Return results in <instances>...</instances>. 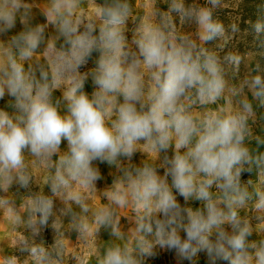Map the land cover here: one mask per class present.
<instances>
[{
    "label": "clouds",
    "instance_id": "obj_1",
    "mask_svg": "<svg viewBox=\"0 0 264 264\" xmlns=\"http://www.w3.org/2000/svg\"><path fill=\"white\" fill-rule=\"evenodd\" d=\"M208 2L211 7L171 0L160 24L141 23L134 40L137 51L130 54L123 31L131 11L127 0H104L96 9L99 25L74 17L79 0H51L46 15L64 44L60 49L48 45L52 71L39 65L37 76V69L25 68L24 62L45 43V26H28L30 10L23 0H0V36L18 20L24 25L9 46L0 49V100L7 95L14 101L13 112L0 109V179L10 183L15 176L27 187L24 153L53 167L52 157L66 141L67 151L50 178L51 191L68 192L86 212L81 197L71 193L73 183L94 188L103 179L97 162L115 166L122 175L105 193L110 203L97 210L96 223L113 226V206L132 204L137 212L136 245H113L102 264H148L158 249L174 253L178 264H194L200 253L208 264H264V240L249 242L252 228L239 215L253 199L241 183L242 174L253 165L264 174V153L254 155L245 143L252 135L248 122L253 106L244 99L234 109L226 99L216 110H192L194 104L224 97V71L214 53L175 31L169 14L176 13L181 23H195L201 39L210 42L225 29L213 16L220 0ZM253 28L258 36L264 33V20ZM93 53H99L95 68L82 73ZM89 75L95 85L91 96L83 90ZM61 80L71 86L62 100L54 99ZM248 87L253 99L264 102V77L253 76ZM141 142L154 155L165 154L161 165H123ZM257 143L264 141L257 138ZM178 196L201 206L182 205ZM255 197V208L264 212V191L257 190ZM52 210L53 200L45 195L30 201L41 226ZM112 235L122 234L113 229ZM0 264H16V258Z\"/></svg>",
    "mask_w": 264,
    "mask_h": 264
},
{
    "label": "rangeland",
    "instance_id": "obj_2",
    "mask_svg": "<svg viewBox=\"0 0 264 264\" xmlns=\"http://www.w3.org/2000/svg\"><path fill=\"white\" fill-rule=\"evenodd\" d=\"M28 6L30 14L27 24L45 26V43L25 61V68L32 65L45 66L51 73V59L48 45L60 49L64 44L59 36L56 25L51 17L46 15L51 0H23ZM171 0H127L130 5V14L123 31L129 53L137 51L134 43L138 29L142 22L161 23V14L169 12ZM186 4H195L201 7H211L208 0H185ZM100 6L99 0H79L74 11L83 23L95 21L99 25L96 9ZM172 25L175 31L189 37L200 47L214 53L221 62L226 80L224 97L216 103L206 105L194 104L192 110L203 113L216 110L224 106L226 99L231 101L234 109L240 108L242 100L247 99L253 106V114L249 119L252 135L245 143L253 154L264 153V143H257V138L264 141V102L252 98L248 83L255 75L264 77V33H255L253 25L257 20H264V0H220L218 7L213 9L214 19L224 26V33L217 39L204 42L200 37V30L193 22L181 23L179 16L171 12ZM24 30V25L18 20L16 27L10 32L0 36V49L9 46L11 37ZM99 53H93L92 61L84 68L82 73H90L95 68V61ZM145 83L150 84L147 73ZM70 83L61 80L56 83L53 91L54 99H61L63 93L70 87ZM89 96L95 91V85L89 75L84 82L83 89ZM13 98L5 95L0 100V109L13 112L10 107ZM67 151V142L63 141L59 153L52 157L53 167L42 162L30 152H25L26 173L29 178L28 186L22 187L18 178L14 176L10 183L0 179V261L15 257L16 264H102L105 253L113 245L135 248L137 212L132 204L125 207H115L114 223L111 227H102L96 223V212L99 208L109 205L105 193L112 190L114 181L122 175L115 166L107 163H98L103 177L94 188H83L73 183L71 193L78 194L87 211L69 199L68 192L53 194L50 187V178L55 174L54 165L59 156ZM172 154V151L169 150ZM163 153L155 154L141 142L131 161L123 160L125 167L130 163L141 166L144 163H154L157 166L163 162ZM247 167V166H246ZM241 176V183L245 185L253 199L239 210V215L247 219L252 235L249 242L259 243L264 240V212L255 208V192L264 191V174L255 166ZM160 174L163 169L159 168ZM251 181V183H249ZM45 195L53 200L52 215L43 226L36 223L39 217L30 211V201L35 195ZM180 200V197L178 196ZM187 207L193 209L201 205L197 201L185 202ZM35 224L36 230L31 226ZM113 229L119 231L121 237L112 235ZM38 251L33 254L31 249ZM43 249V252H39ZM157 256L148 260V264H178L174 253L158 249ZM184 264H189L185 261ZM194 264H208V258L200 253Z\"/></svg>",
    "mask_w": 264,
    "mask_h": 264
},
{
    "label": "trees",
    "instance_id": "obj_3",
    "mask_svg": "<svg viewBox=\"0 0 264 264\" xmlns=\"http://www.w3.org/2000/svg\"><path fill=\"white\" fill-rule=\"evenodd\" d=\"M165 155V154H164ZM167 155H171V152L169 151L168 153H167ZM180 202H181V204L182 205H185V201L183 200V198L182 197H180Z\"/></svg>",
    "mask_w": 264,
    "mask_h": 264
},
{
    "label": "water",
    "instance_id": "obj_4",
    "mask_svg": "<svg viewBox=\"0 0 264 264\" xmlns=\"http://www.w3.org/2000/svg\"><path fill=\"white\" fill-rule=\"evenodd\" d=\"M104 3V0H99V4L102 5Z\"/></svg>",
    "mask_w": 264,
    "mask_h": 264
},
{
    "label": "built area",
    "instance_id": "obj_5",
    "mask_svg": "<svg viewBox=\"0 0 264 264\" xmlns=\"http://www.w3.org/2000/svg\"><path fill=\"white\" fill-rule=\"evenodd\" d=\"M81 72H84V70L82 69Z\"/></svg>",
    "mask_w": 264,
    "mask_h": 264
}]
</instances>
